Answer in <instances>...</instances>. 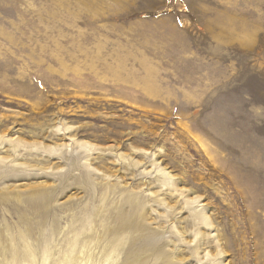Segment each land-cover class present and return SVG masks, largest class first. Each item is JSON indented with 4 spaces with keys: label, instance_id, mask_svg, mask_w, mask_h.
<instances>
[{
    "label": "rangeland",
    "instance_id": "374dc122",
    "mask_svg": "<svg viewBox=\"0 0 264 264\" xmlns=\"http://www.w3.org/2000/svg\"><path fill=\"white\" fill-rule=\"evenodd\" d=\"M217 235L264 264V0H0V264H196Z\"/></svg>",
    "mask_w": 264,
    "mask_h": 264
},
{
    "label": "bare ground",
    "instance_id": "6f19581e",
    "mask_svg": "<svg viewBox=\"0 0 264 264\" xmlns=\"http://www.w3.org/2000/svg\"><path fill=\"white\" fill-rule=\"evenodd\" d=\"M81 146H83L84 148H88V150H92V145L88 144L87 142H81L80 143ZM39 149V148H36V150ZM154 168H155V171H157L158 173L160 172L162 175H164V178L166 179L165 181V185L167 184L168 186L170 185L171 183V179H172V176L170 175V173L168 171H166V169L164 168H160L158 164H154ZM172 184V183H171ZM177 192V191H176ZM180 194H182V192H180ZM199 197L198 196H195L193 198H187V199H184V205L185 207H192L195 203H198L199 202ZM195 206V205H194ZM194 208V207H192ZM203 208V207H202ZM202 208H200L198 211L197 210H194V216H195V219H197L198 221V224L204 226V227H211L210 225V222L208 221V218L206 215H203L202 213ZM183 209V207H182ZM189 221V220H188ZM198 226V225H197ZM196 226V227H197ZM199 228V227H198ZM199 231V230H198ZM197 232V231H196ZM204 232V231H203ZM199 232H197L195 235H197ZM209 234V232H208ZM196 237V236H195ZM216 237V241L213 242V241H209L208 243V246L209 247H212L214 246L216 248V253L215 254H211L210 251L206 250L203 254V257L202 259L198 258L197 259V263L198 264L199 262L203 261L202 264L204 263H208V264H225V262L223 260H221V257H223L224 255V251H223V248L221 247V243L219 242L220 238L217 236ZM203 240V239H202ZM210 244V245H209ZM203 245V244H202ZM175 246V245H174ZM200 246V245H199ZM202 248V247H201ZM210 250V249H209ZM218 256V258H217Z\"/></svg>",
    "mask_w": 264,
    "mask_h": 264
}]
</instances>
